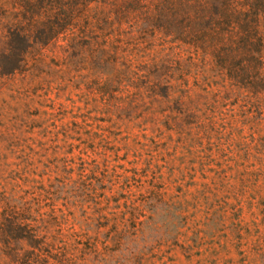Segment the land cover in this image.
<instances>
[{"label": "rangeland", "instance_id": "1", "mask_svg": "<svg viewBox=\"0 0 264 264\" xmlns=\"http://www.w3.org/2000/svg\"><path fill=\"white\" fill-rule=\"evenodd\" d=\"M63 46L46 48L33 76L0 78V197L52 225L56 256L43 263L264 264V146L261 163L244 147L203 172L174 131L135 116L129 96L99 93L110 67ZM146 162L160 169L124 171ZM27 248L0 264H27Z\"/></svg>", "mask_w": 264, "mask_h": 264}, {"label": "trees", "instance_id": "2", "mask_svg": "<svg viewBox=\"0 0 264 264\" xmlns=\"http://www.w3.org/2000/svg\"><path fill=\"white\" fill-rule=\"evenodd\" d=\"M59 41L64 51L110 67L96 83L99 93L129 96L135 116L152 130L161 124L177 134L191 164L203 170L213 157L233 160L244 147V158L261 163L264 0H0V78L33 76L46 63V48ZM159 169L146 162L124 171L146 176ZM31 221L9 196L0 197V253L12 262L22 241L27 264L56 256L47 235L52 225L43 216Z\"/></svg>", "mask_w": 264, "mask_h": 264}]
</instances>
